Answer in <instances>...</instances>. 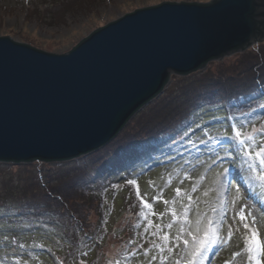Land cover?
Listing matches in <instances>:
<instances>
[{"label":"rangeland","instance_id":"obj_1","mask_svg":"<svg viewBox=\"0 0 264 264\" xmlns=\"http://www.w3.org/2000/svg\"><path fill=\"white\" fill-rule=\"evenodd\" d=\"M161 1L0 0V35L62 53L96 27ZM258 74L264 79V37L245 49L207 61L192 73L172 74L161 92L141 106L111 140L91 152L53 161L0 160V261L79 264L84 259L86 264H108L109 260L125 264L127 258L129 264H143L147 257L130 253L142 254L138 245L147 248L148 241L157 238L138 236L147 221L139 217L141 205L136 186L127 183L129 179L137 180L153 211L164 213L163 217H149L154 224L166 225L172 219L166 209L173 205L152 199L161 189L163 199L170 202L176 198L177 187L194 200L199 198L190 219H195L197 207L211 215L210 206L220 199L215 181L222 168L209 167L210 157L214 159L211 145L215 144L209 137L223 139L222 133L232 134L226 116L253 112L264 117V88ZM219 76L226 80V90L211 96ZM261 122L257 121V126ZM216 150L224 155L220 148ZM185 171L189 178H184ZM197 181L199 187L193 193L191 188ZM208 189L211 191L205 196ZM176 200L174 206L181 212V201L186 204L187 198ZM136 223L141 226L135 228ZM178 226L162 231L171 235ZM238 250L229 243L205 264H241L232 256Z\"/></svg>","mask_w":264,"mask_h":264},{"label":"water","instance_id":"obj_2","mask_svg":"<svg viewBox=\"0 0 264 264\" xmlns=\"http://www.w3.org/2000/svg\"><path fill=\"white\" fill-rule=\"evenodd\" d=\"M264 37V0L166 1L47 52L0 35V160H63L96 149L172 74Z\"/></svg>","mask_w":264,"mask_h":264},{"label":"snow or ice","instance_id":"obj_3","mask_svg":"<svg viewBox=\"0 0 264 264\" xmlns=\"http://www.w3.org/2000/svg\"><path fill=\"white\" fill-rule=\"evenodd\" d=\"M261 87L264 88V85ZM253 115L254 120L251 118ZM224 119L229 122L232 134L222 133L223 139L209 137L224 153L221 156L219 152L212 151L211 156L214 159L210 157V168L217 165L222 168V171L216 173L215 181L220 199L217 204L210 206L208 211L211 215L199 211L197 207L195 219H190L189 213L193 211L194 204L198 205L199 198L194 200L190 193L177 187L175 197L187 198L186 204L181 201L182 211L177 212L174 206L176 198L171 202L163 199L161 189V194L153 196L152 199L163 200L165 205L171 203L173 207L166 211L171 212L172 219L166 225L154 224L149 217H163L164 213L153 211V204L146 198V194H141L136 179L127 180L129 185L136 186L135 195L141 205L139 217L147 221L144 231L138 233V236L157 238L149 240L147 248L143 244L138 245L143 249L142 254L138 251L130 253L131 256L147 257L143 264H154L156 261L159 264H205L210 258L218 256L221 249L229 243L239 247L232 256L239 258L241 264H264V117L249 112L240 113L239 116H226ZM257 121H262L259 126ZM183 175L184 178H189L187 171ZM203 179L201 176L200 180ZM171 181L169 174L167 183L170 184ZM198 187L199 181L192 185L191 192H196ZM209 191L211 189L206 190L204 195L207 196ZM174 224L179 225L174 234L162 231L164 228L173 229ZM140 226V223L134 225L135 228ZM129 243L136 241L130 240ZM87 255L88 253H83L84 257ZM23 264L29 262L24 260ZM79 264H86V261L81 259ZM108 264H121V261L109 260ZM125 264H129L127 258ZM225 264L231 262L226 261Z\"/></svg>","mask_w":264,"mask_h":264},{"label":"trees","instance_id":"obj_4","mask_svg":"<svg viewBox=\"0 0 264 264\" xmlns=\"http://www.w3.org/2000/svg\"><path fill=\"white\" fill-rule=\"evenodd\" d=\"M258 75H260L259 77H261L262 78V75L261 74H258ZM264 75V74H263ZM221 78H222V76H219V79H218V82L216 81V83L213 85V88H215L214 89V93L212 92V93H210L211 94V96L212 95H216L217 94V92L218 93H222V92H224L225 90H226V88H225V84L227 83L226 82V80H221ZM229 82V81H228ZM201 85V84H200ZM261 85H264V79L262 78V81H261ZM165 87V86H164ZM218 87V88H217ZM221 87V88H220ZM201 88V87H200ZM208 89V88H207ZM211 91V90H210ZM209 94V95H210ZM157 95V94H156ZM208 95V96H209ZM154 96V95H153ZM211 96H209V97H211ZM206 99V98H205ZM204 99V100H205ZM207 101H208V99H207ZM172 108V107H171ZM166 115H167V113H166ZM173 125H171V126H169V127H172ZM43 161H45V160H43Z\"/></svg>","mask_w":264,"mask_h":264},{"label":"bare ground","instance_id":"obj_5","mask_svg":"<svg viewBox=\"0 0 264 264\" xmlns=\"http://www.w3.org/2000/svg\"><path fill=\"white\" fill-rule=\"evenodd\" d=\"M182 105H185L186 103H181ZM120 130V129H119ZM119 130L116 132V133H118L119 132ZM211 147H212V149H211V151H217L216 149H219V147L217 146V145H211ZM209 151V150H208Z\"/></svg>","mask_w":264,"mask_h":264}]
</instances>
